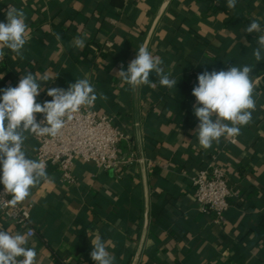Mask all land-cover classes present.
Here are the masks:
<instances>
[{"label": "crops", "instance_id": "crops-1", "mask_svg": "<svg viewBox=\"0 0 264 264\" xmlns=\"http://www.w3.org/2000/svg\"><path fill=\"white\" fill-rule=\"evenodd\" d=\"M163 1L0 0V22L14 6L28 25L23 58L5 49L0 89L15 87L28 72L47 75L36 98L43 104L52 99L48 89L88 79L97 94L88 107L115 117L131 136L120 142V155L134 157L116 169L77 160L72 185L49 166L48 180L21 201L34 204L36 234L28 237L23 228L0 221L10 234L25 235L36 264H95L90 252L97 237L114 264H133L138 253L136 264H264V60L253 55L264 33L244 30L252 20L264 28V0H237L235 8L227 0H171L147 50L178 82L169 89L150 73L154 86H138L136 107L135 88L116 74L144 45ZM76 37L85 39L83 49L74 46ZM244 65L253 68L251 120L238 136L204 149L194 134L197 76ZM26 136L23 147L34 159L37 141ZM213 154L238 192L221 223L201 210L191 190L192 177Z\"/></svg>", "mask_w": 264, "mask_h": 264}, {"label": "clouds", "instance_id": "clouds-1", "mask_svg": "<svg viewBox=\"0 0 264 264\" xmlns=\"http://www.w3.org/2000/svg\"><path fill=\"white\" fill-rule=\"evenodd\" d=\"M237 0H227L229 8H235ZM6 21L0 22V61L5 49L23 58L22 49L28 41V25L22 9L8 6ZM247 33H264L261 23L252 20L244 29ZM55 38L61 39L59 34ZM258 47L253 55L257 62L264 60V35H258ZM74 46L85 47V39L74 38ZM163 61L154 57L145 47L137 49L127 69L117 72L121 80L132 88L140 85L154 86L150 73L159 77V84L169 89L177 85V80L165 74ZM253 68L229 66L211 72L205 70L198 74V83L192 89L195 103L193 114L198 119L194 134L199 145L208 149L221 137H236L240 126L251 120L255 109L253 83L250 77ZM3 77H0L2 80ZM49 79L47 75L37 77L32 72L21 76L15 87L0 89V184L3 192L12 197V203L25 200L30 189L42 180H48L46 163L27 156L23 147L26 133L37 137H56L65 127L66 118L78 112L82 106H92L97 100L94 87L88 79H78L67 89L50 88L47 95L52 97L43 104L37 97L43 90L42 84ZM101 98L103 94H101ZM36 114H43L37 121ZM233 142H235L233 140ZM28 241L23 233L15 235L0 228V264H36L35 249L26 247ZM91 259L95 264H114L115 256L106 249L105 242L97 237L91 240Z\"/></svg>", "mask_w": 264, "mask_h": 264}, {"label": "built area", "instance_id": "built-area-1", "mask_svg": "<svg viewBox=\"0 0 264 264\" xmlns=\"http://www.w3.org/2000/svg\"><path fill=\"white\" fill-rule=\"evenodd\" d=\"M42 119L43 114H37V121ZM130 137L116 125L113 115L82 106L66 118L65 127L58 136H34L38 144L34 160L45 162L46 169L49 166L58 168L62 182L72 185L76 182L73 169L77 160L94 162L103 169H116L131 162L133 156L125 157L119 152L120 142ZM229 181V171L217 154H213L210 163L192 177L191 190L201 210L213 214L218 223L225 220L232 200L238 196ZM33 207L32 202L13 204L11 195L3 192L0 184V221L23 228L28 237L36 234L30 221Z\"/></svg>", "mask_w": 264, "mask_h": 264}, {"label": "water", "instance_id": "water-1", "mask_svg": "<svg viewBox=\"0 0 264 264\" xmlns=\"http://www.w3.org/2000/svg\"><path fill=\"white\" fill-rule=\"evenodd\" d=\"M170 1L171 0H164L163 3H162L160 11H159L158 15L156 16V18L154 19V22H153V24H152V26H151V28H150V30L148 32V35L146 37V40L144 42L143 47H145L146 49H147V47L149 45L150 39H151L152 34H153V32H154V30H155V28L157 26V23L159 22L162 14L164 13V11H165V9H166V7H167V5L169 4ZM135 103H136V107H137V104H138V87L135 88ZM136 114H138V109L137 108H136ZM136 125L137 126L139 125L138 121L136 122ZM141 162H144L142 158H141ZM138 256H139V253L137 254L136 259H135L133 264H136Z\"/></svg>", "mask_w": 264, "mask_h": 264}, {"label": "trees", "instance_id": "trees-1", "mask_svg": "<svg viewBox=\"0 0 264 264\" xmlns=\"http://www.w3.org/2000/svg\"><path fill=\"white\" fill-rule=\"evenodd\" d=\"M49 168H50V167H48V168L46 169L47 174H48V172H49V170H50ZM263 221H264V218L262 219V224H264Z\"/></svg>", "mask_w": 264, "mask_h": 264}]
</instances>
